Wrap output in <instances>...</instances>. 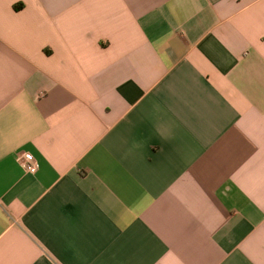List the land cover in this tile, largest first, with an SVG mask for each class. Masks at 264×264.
<instances>
[{
	"label": "crops",
	"instance_id": "obj_1",
	"mask_svg": "<svg viewBox=\"0 0 264 264\" xmlns=\"http://www.w3.org/2000/svg\"><path fill=\"white\" fill-rule=\"evenodd\" d=\"M0 264H264V0H0Z\"/></svg>",
	"mask_w": 264,
	"mask_h": 264
},
{
	"label": "built area",
	"instance_id": "obj_2",
	"mask_svg": "<svg viewBox=\"0 0 264 264\" xmlns=\"http://www.w3.org/2000/svg\"><path fill=\"white\" fill-rule=\"evenodd\" d=\"M16 158L21 167L26 171L34 173L37 170V159L30 151H21L16 154Z\"/></svg>",
	"mask_w": 264,
	"mask_h": 264
}]
</instances>
